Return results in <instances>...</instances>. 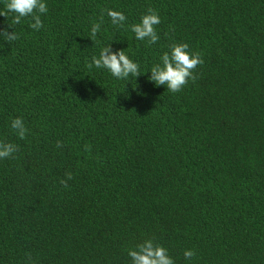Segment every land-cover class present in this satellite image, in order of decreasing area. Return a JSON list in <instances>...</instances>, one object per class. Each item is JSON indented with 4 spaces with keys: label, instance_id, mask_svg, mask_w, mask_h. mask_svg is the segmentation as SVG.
<instances>
[{
    "label": "trees",
    "instance_id": "trees-1",
    "mask_svg": "<svg viewBox=\"0 0 264 264\" xmlns=\"http://www.w3.org/2000/svg\"><path fill=\"white\" fill-rule=\"evenodd\" d=\"M48 7L39 32L25 19L17 42L0 40V139L18 145L0 161V264H130L127 250L145 238L176 264L186 248L192 264H264V0ZM148 8L161 17L156 45L107 16L131 24ZM10 22L0 16V28ZM173 41L204 61L178 93L150 73L133 90L88 67L111 42L146 69ZM15 116L23 140L8 127Z\"/></svg>",
    "mask_w": 264,
    "mask_h": 264
},
{
    "label": "clouds",
    "instance_id": "clouds-1",
    "mask_svg": "<svg viewBox=\"0 0 264 264\" xmlns=\"http://www.w3.org/2000/svg\"><path fill=\"white\" fill-rule=\"evenodd\" d=\"M0 4H2L0 16L11 20L6 28H0V40L10 47L20 39V32L16 31L15 26L21 25L25 19L29 21L28 27L34 32H39L44 27L41 17L49 12L48 0H0ZM107 16L113 25L119 27L127 25L136 41L150 46L156 45L160 40L157 26L161 24V17L156 9L148 8L140 15L137 22L131 24H127V17L122 11L110 9L107 11ZM101 23L102 21L90 25L88 38L92 42L96 41L98 33L101 32ZM9 28L13 30L9 31ZM203 62L201 53L192 50L189 43L173 41L166 50L159 53L158 59L150 67L142 69L138 60L133 59L124 49H114L110 42L100 47L98 54L91 55L88 67L103 70L114 80L126 81V84L132 85L133 90L138 88L137 77L150 73L147 79L153 86H163L170 93H178L189 81H195L194 70ZM8 127L21 140L29 134V129L20 116L10 118ZM57 147H61L59 141ZM17 151V144L0 139V161L14 159ZM65 177L60 183L67 187V182L72 179V175L65 173ZM127 256L130 264H176L169 249L153 238H145L129 248ZM195 256L194 249H184L183 257L187 264H192Z\"/></svg>",
    "mask_w": 264,
    "mask_h": 264
}]
</instances>
